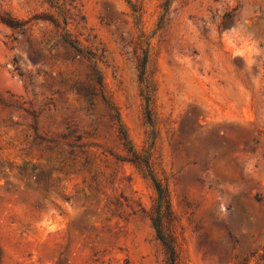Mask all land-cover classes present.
<instances>
[{"label":"rangeland","instance_id":"1","mask_svg":"<svg viewBox=\"0 0 264 264\" xmlns=\"http://www.w3.org/2000/svg\"><path fill=\"white\" fill-rule=\"evenodd\" d=\"M145 162L174 264H264V0H0V264H170Z\"/></svg>","mask_w":264,"mask_h":264},{"label":"trees","instance_id":"2","mask_svg":"<svg viewBox=\"0 0 264 264\" xmlns=\"http://www.w3.org/2000/svg\"><path fill=\"white\" fill-rule=\"evenodd\" d=\"M5 23H7L8 25L12 26L13 24H11V22L4 20ZM69 43L75 47L78 51H81L73 42L69 41ZM94 74H95V79L96 82L100 85L101 84V76L100 74L93 68ZM104 105L107 107V112L109 117L112 120H115L117 123H119V114L116 112V110H114L112 104L110 102H108L105 98V96L103 95V93H101L100 95ZM19 109H22L24 111H26L28 114H32L33 113L29 112V110H27L26 108H24L23 106H19ZM31 129H33L34 131V140H38L39 143H45V147L46 149H53L56 147L57 144H54L52 146H50L51 143H53V139L52 138H47L44 137L40 134L37 133V128L35 124H30ZM118 134L120 139L122 140V144L124 146V148L126 149L127 153L130 155V157L128 158L129 161L132 162H137L140 160V156L136 153V151L133 150L132 146L130 145L129 140L127 139V135L124 132V130L122 129L121 126L118 127ZM78 139V137H76ZM69 150L67 152H65V157L62 159V161H65L66 158H72L74 156V147H76L77 149L81 148L80 144H74V143H70L68 144ZM60 154L63 155V152H60ZM146 164V169H147V174L150 176L155 189L157 191V207H156V216L153 218V226L154 229L156 231V235L158 237V239L162 242V244L166 247L168 255H169V262L170 264H174V258H175V251H174V247L172 244V240L170 238H168L162 231L161 229V224H160V220H161V209L163 204L166 202V198H165V193H164V189L161 187V185L159 184V182L157 181V179L155 178V176L153 175L152 171L150 170L147 162H145ZM44 176V174L41 175V177Z\"/></svg>","mask_w":264,"mask_h":264}]
</instances>
